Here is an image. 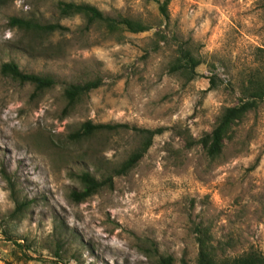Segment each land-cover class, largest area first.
Here are the masks:
<instances>
[{
  "label": "rangeland",
  "instance_id": "374dc122",
  "mask_svg": "<svg viewBox=\"0 0 264 264\" xmlns=\"http://www.w3.org/2000/svg\"><path fill=\"white\" fill-rule=\"evenodd\" d=\"M59 1L0 0V264H156L162 254L196 264L198 233L218 259L264 256V98L230 124L219 153L199 141L226 106L264 88V0H169L168 17L162 0H64L149 26L135 32L85 26ZM12 16L66 28L25 29ZM180 47L199 60L190 76L171 69ZM7 61L54 83L35 89L2 72ZM95 77L68 101L65 86ZM86 121L125 126L74 137ZM156 127L111 187L70 198L80 172L112 173L141 146L138 128Z\"/></svg>",
  "mask_w": 264,
  "mask_h": 264
},
{
  "label": "trees",
  "instance_id": "16d2710c",
  "mask_svg": "<svg viewBox=\"0 0 264 264\" xmlns=\"http://www.w3.org/2000/svg\"><path fill=\"white\" fill-rule=\"evenodd\" d=\"M159 1V0H157ZM169 0H162L159 2L158 9L160 13L168 17V5ZM58 8L64 15L71 13H82L86 18L85 26L94 21H101L109 30L125 29L129 31H142L146 30L149 26L142 23L140 20L123 15L112 16L103 13L96 6L89 3H76L73 1L60 0L58 2ZM10 24L18 25L19 27L45 32H54L56 30L66 28L58 22L41 23L36 20H31L23 17L12 16L9 20ZM199 63V60L191 53L188 48L180 47L178 55L175 59V63L171 69H181L183 72L194 74L195 66ZM1 71L10 74L12 77L21 81H29L34 84L35 89H42L48 87L54 83V79L49 75H41L32 72H23L13 61H7L2 63ZM211 86H214V76L209 77ZM101 83L99 77L85 80L83 83H69L64 88V94L68 101L71 102L82 93H86L93 88H96ZM264 98V88L260 85H256L251 90L248 97L241 100L234 105L226 106L220 113L214 127L202 137L199 141L202 143L206 152L209 155H215L220 152L224 133L230 124L240 119L248 110L255 108L258 102ZM118 126H125L122 123H91L86 121L81 125V131L73 133V136H79L81 134H89L95 130L102 128H116ZM144 134L141 146L132 151L126 159H124L118 166L113 168V172L105 175L102 178H97L92 173L84 170L78 174V178L81 182V188H73L69 195L74 201H81L103 186H112L113 176L117 174H123L130 169L134 164L142 157L152 142V137L155 133L161 130V127L156 128H138ZM193 140L188 142L192 144ZM9 181V178L7 177ZM10 182V181H9ZM22 203H18L15 206V210H20ZM200 231V229H198ZM196 241L198 244L196 264H264V256L258 251H248L240 255L233 257H227L218 259L216 252L213 249L211 243L207 240L205 235L198 233L196 235ZM153 248L155 246L153 245ZM156 264H174V258L171 254H162L157 257Z\"/></svg>",
  "mask_w": 264,
  "mask_h": 264
}]
</instances>
